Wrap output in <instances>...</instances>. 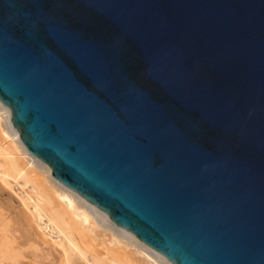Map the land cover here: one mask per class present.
Instances as JSON below:
<instances>
[{
    "label": "water",
    "instance_id": "95a60500",
    "mask_svg": "<svg viewBox=\"0 0 264 264\" xmlns=\"http://www.w3.org/2000/svg\"><path fill=\"white\" fill-rule=\"evenodd\" d=\"M0 102L170 264H264V0H0Z\"/></svg>",
    "mask_w": 264,
    "mask_h": 264
},
{
    "label": "bare ground",
    "instance_id": "6f19581e",
    "mask_svg": "<svg viewBox=\"0 0 264 264\" xmlns=\"http://www.w3.org/2000/svg\"><path fill=\"white\" fill-rule=\"evenodd\" d=\"M0 226V264H170L53 178L1 102Z\"/></svg>",
    "mask_w": 264,
    "mask_h": 264
},
{
    "label": "rangeland",
    "instance_id": "374dc122",
    "mask_svg": "<svg viewBox=\"0 0 264 264\" xmlns=\"http://www.w3.org/2000/svg\"><path fill=\"white\" fill-rule=\"evenodd\" d=\"M1 228H2V226H0V230H1ZM0 233H1L0 236H2L3 231H0ZM79 264H80V263H79Z\"/></svg>",
    "mask_w": 264,
    "mask_h": 264
}]
</instances>
